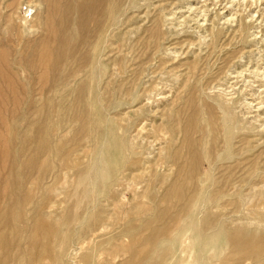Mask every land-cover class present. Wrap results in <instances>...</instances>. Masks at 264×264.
Instances as JSON below:
<instances>
[{
    "label": "rangeland",
    "instance_id": "obj_1",
    "mask_svg": "<svg viewBox=\"0 0 264 264\" xmlns=\"http://www.w3.org/2000/svg\"><path fill=\"white\" fill-rule=\"evenodd\" d=\"M106 1L113 13L91 46L44 79L30 57L46 4L0 0V53L21 84L19 108L6 100L9 156L0 144L10 254L22 264L31 248L48 264H264V0Z\"/></svg>",
    "mask_w": 264,
    "mask_h": 264
},
{
    "label": "bare ground",
    "instance_id": "obj_2",
    "mask_svg": "<svg viewBox=\"0 0 264 264\" xmlns=\"http://www.w3.org/2000/svg\"><path fill=\"white\" fill-rule=\"evenodd\" d=\"M105 1L106 0H80L78 3H76L74 1L72 2V0H67L66 2H64L62 4L61 3V0H43L44 4H46V7H47L46 16H43L44 17V19H43L44 21L41 23V25L38 24L39 21L36 22L38 25L41 26V29L43 31V36H42L40 45H35L36 46V50L33 52L32 57H30L31 58V61H33L34 60L33 58L35 56H38V62L40 64L41 69L43 70V74H44L42 78L45 79V77H48L51 74H55L56 75L55 77L58 78V76H60V74H61L60 70H61V67L64 65V58H65V55H67V53L69 54L70 52H72L74 50H78V49H80L82 47H86L88 45L91 46V43H90L91 37L94 38V36H96L97 32L102 27V25H103V23L105 21L104 20V16L105 17L108 16V15L110 16L113 13V11H112L113 10V6L112 5H109L108 6V10H103L102 9L103 5H105V4H103V3H105ZM17 2L19 3V1H17ZM15 4L17 5V3H15ZM13 5L14 4H12V6ZM7 7H6V9H7ZM18 7L20 8V5ZM22 11H23V9H22ZM13 12H14V10L12 11V13ZM11 14H10V18H11ZM15 14H16V12H15ZM74 15L77 16V18H78V20H77V26H78V29L80 31V38H79V42H78L77 45H75L76 43H74V41L76 40L75 37L70 34V31H71V28H72V24H73V17H74ZM12 19H14V18H12ZM29 19L27 17L24 20L22 19L23 20V25H25V26L26 25H29L31 23L29 21ZM38 20H40V19L38 18ZM113 20H114V18H113ZM9 21L6 22V23H10L11 22V21L10 22ZM31 24H33V23H31ZM6 25H8V24H6ZM23 25H21V26H23ZM34 25H35V23H34ZM24 30H25V28H24ZM30 33H31V30H30ZM17 39H18V36H17ZM111 45H112V47L114 46L112 43H111ZM2 48H4V47H2ZM91 49H92V47H91ZM38 50H40V51L38 52ZM36 53H38V54H36ZM85 60H86V58L84 57V58L80 59L78 63H80V65H82L85 62ZM34 65H35V63H34ZM21 66L24 67L23 65H21ZM24 69H25V67H24ZM25 72H27V71H25ZM14 74L12 73L11 68H10V65H9V63L7 61V51H2V53H0V102L3 101V106H2L3 108L0 107V126H2V128L7 129L8 132L5 134V136L4 135H1L0 136V144H2V146L4 147L7 156H9L11 154V149H12L11 147L12 146L14 147L15 142H14V137L12 135L11 130L8 129V128H11L12 129V128H14V126L12 127L11 125H9V123L6 120V116H7L5 114V106L7 104L6 100H7V98H12V100H13L12 103H13V105H15L14 107L16 109L19 108L18 106L20 104L19 99H18V96H17V93H18L17 90L21 86V84H20V82L18 80H16V75H14ZM79 75H80V73H79ZM76 76H78V75H76ZM76 76H75V78H76ZM41 83H42V81H41ZM3 85H5L6 87H4ZM44 87H45V85L43 86V88ZM40 97H43V95L42 96L40 95ZM14 107H13V109H14ZM6 110H7V108H6ZM58 111H60V110H58ZM188 121H190V120H188ZM191 122H189V123H191ZM195 125H196V122H195ZM213 125H215V127H217L216 126L217 124L213 123ZM214 130H215V128H214ZM8 213H10V212H6V214L4 215V219H3L4 221L2 222V224L4 225L5 228H7V227L10 226L12 228L13 232L15 233V235H18L19 234V229L16 226L15 222L13 220L11 221V219H13V218H11L13 216V214L11 216L10 214L8 215ZM45 232H46V230H45ZM50 233L51 232L48 229L47 230L48 237L51 236ZM237 235H238V233H234L233 234L234 237H236ZM17 239H19V238H17ZM35 239H36V237H35ZM15 246H16L15 243H13V242L10 243V242H8V240H6V234L3 232V234L0 237V252H2V257H0V264H22V261H21L20 256H16L15 257L14 255H11L10 254L11 249L14 248ZM126 251L128 252V250H126ZM29 252L31 254L30 256L32 257L31 258L32 260L30 262H28L27 264H34L36 261L38 262V264H45L44 261L48 260V259H46L47 257L41 256L43 254L36 255L33 252V249L32 248L30 249ZM109 257H111V255ZM257 258H259V257H257ZM23 260H24V258H23ZM106 260H108V259H106ZM46 263H47V261H46Z\"/></svg>",
    "mask_w": 264,
    "mask_h": 264
}]
</instances>
